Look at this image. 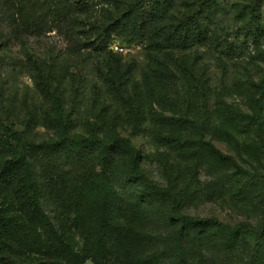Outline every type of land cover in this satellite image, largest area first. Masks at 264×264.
Segmentation results:
<instances>
[{
  "label": "trees",
  "instance_id": "16d2710c",
  "mask_svg": "<svg viewBox=\"0 0 264 264\" xmlns=\"http://www.w3.org/2000/svg\"><path fill=\"white\" fill-rule=\"evenodd\" d=\"M89 1L5 0L3 6L19 27L74 38L72 33L89 35L83 17ZM234 1L121 0V17L109 29L97 32L98 43L73 41L78 42L72 44L77 50L90 45L103 52L109 48L111 32L120 28L123 35L141 41L152 52L145 76L156 71L157 84L145 77L144 91L121 93V110L134 127L133 135L73 132L65 119V106L52 94L50 112L39 124L55 128L56 133L50 139L34 141L0 107V264H71L73 260L210 264L198 252L205 241L220 242L227 251L238 246L246 251L229 256L228 264H264V224L231 226L216 218L183 213L184 197L198 173L189 169L179 190L172 182L163 187L144 170L142 153L132 139L145 131L171 151L186 155L189 165L206 158L227 167L222 184L234 189L241 201L264 205V175L248 170L214 144L216 139L228 142L245 134L253 142L246 144L247 153L262 156L264 97L255 100L259 104L256 112L223 102L209 82L199 78L192 57H207L208 61V56L214 60L219 54L221 60L234 59L232 55L241 51L243 45L235 44L216 18L225 3ZM88 26L90 33L104 27L99 23ZM246 26L241 31H247ZM157 95L164 98L155 103ZM147 105L150 112H146ZM129 190L139 191L142 197L124 196ZM157 197L166 202L165 218L176 228L162 251L145 255L143 248L153 239L139 232L137 224L143 218L141 208L146 212L148 205L144 199L151 203ZM46 201L53 207V218Z\"/></svg>",
  "mask_w": 264,
  "mask_h": 264
},
{
  "label": "rangeland",
  "instance_id": "374dc122",
  "mask_svg": "<svg viewBox=\"0 0 264 264\" xmlns=\"http://www.w3.org/2000/svg\"><path fill=\"white\" fill-rule=\"evenodd\" d=\"M4 1L0 0V107L10 120L31 140L52 138L56 129L42 127L39 122L50 112L48 98L54 94L65 106V119L73 132L84 134L97 130L107 135L114 132L133 135L134 127L121 110V93L144 91L145 77L154 86L157 84L156 71L151 77L145 76L149 72L152 52L147 51L141 41L123 35L120 28L111 32L109 48L103 52L95 51L90 45L80 51L72 45L78 44L73 42L75 39L87 41L86 44L98 43L97 32L109 29L121 17V4L118 3L121 0H90V7L83 15L89 35L72 33L74 38L57 31L19 27L11 19L8 8L3 6ZM216 18L220 29L231 35L235 44L243 47L232 55L234 59L221 60L219 54H215L218 59L212 60L208 56L210 61H207V57L203 60L193 54L199 78L208 81L223 102L247 112H256L259 104L255 100L264 97V0L225 3ZM89 23H99L104 27L90 33ZM241 26H246L244 29L247 31H241ZM114 45L128 46L129 52L116 54L111 49ZM205 51L202 50L203 53ZM49 77L50 81H47ZM257 85L262 88H257ZM62 96H65L63 100ZM156 98L155 103L164 97L157 95ZM150 110L147 105L146 112ZM142 125H145L144 119ZM255 135L253 138L257 140ZM132 139L142 153L144 170L163 187L172 182L179 190L184 187L182 182L189 169L198 173V178L184 197L183 213L199 218H216L231 226L264 224V205L245 203L234 189L222 184L227 167L216 166L206 158L189 165L186 155L171 151L145 131ZM249 143L253 142L245 134H238L228 142L214 141L216 148L226 155L235 156L240 165L264 175V154L249 155L246 145ZM189 181L187 179L186 182ZM117 186L121 194V183ZM128 193L122 194L133 199L142 197L137 190H129ZM144 201L148 205L146 212L141 208L143 218L137 222V229L153 239L143 248V254L150 255L165 248L176 227L165 218L168 208L164 200L157 197L151 203ZM46 208L53 218V207L47 201ZM198 252L205 254L210 264H228L229 256L246 253L241 246L227 251L224 245L215 241L203 242ZM71 264L94 263L91 260H73Z\"/></svg>",
  "mask_w": 264,
  "mask_h": 264
},
{
  "label": "built area",
  "instance_id": "2783aa9c",
  "mask_svg": "<svg viewBox=\"0 0 264 264\" xmlns=\"http://www.w3.org/2000/svg\"><path fill=\"white\" fill-rule=\"evenodd\" d=\"M112 50L118 54H127L129 52L128 46L125 45H114L112 46Z\"/></svg>",
  "mask_w": 264,
  "mask_h": 264
}]
</instances>
